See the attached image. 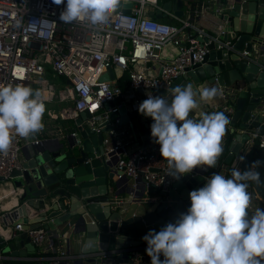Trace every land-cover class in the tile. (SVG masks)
Returning <instances> with one entry per match:
<instances>
[{
    "label": "built area",
    "instance_id": "1",
    "mask_svg": "<svg viewBox=\"0 0 264 264\" xmlns=\"http://www.w3.org/2000/svg\"><path fill=\"white\" fill-rule=\"evenodd\" d=\"M160 1L127 0L126 4H131L129 14L119 11L111 16L107 25L92 28L86 24L60 21L66 0L61 5L54 4L52 0H0V84H23L41 91L46 107L43 125L70 123V126H57L50 133L45 134L42 130L28 139L16 136L7 155L0 154V183L12 180V173L20 169L19 156L23 148L39 145L43 140L56 139H68L73 145L80 146L77 128L83 126L99 133L97 126L107 122L109 114L117 113L122 106L126 109L128 102L124 95L127 91L141 92L145 100L149 95L163 96L159 90L167 92L170 97L174 81L202 64L209 53L207 44L192 38L193 35L207 37L209 43L215 41L217 49H225L227 56L236 54L247 64L257 66L259 73H264V50L261 45L253 44L250 52H237L231 42L218 41L224 26L218 19L221 9H217L214 16H206L211 25L218 26L215 33L208 35L193 26L189 18L173 17L175 25L156 20L157 11L166 13ZM233 1L226 0L227 5ZM122 4H125L123 0ZM202 11V7L198 8L196 16L193 11L197 20L205 17ZM260 43L264 46V41ZM168 46L172 49H168L167 56H162V51ZM109 68L113 69L114 79L100 81ZM47 74L63 79V85L58 88L53 81L46 79ZM217 78L215 76L212 84L221 90V94L209 104L201 103V108L190 114V118L199 119L200 111H221L227 116L230 123L216 167L199 169L204 176L212 173L231 178V171L236 168L241 170L244 159L255 146L264 149V87L258 103H247L244 108L249 113L246 124L257 122V126L240 128L239 122L232 126L231 120L241 88L236 84L229 87L220 85ZM123 81L128 84L126 92L120 87ZM196 91L199 92L198 87ZM116 100L118 104L110 107ZM139 105L140 99L133 97L134 113H139ZM83 112L89 117L76 125L75 121ZM123 117H127L124 124L121 123ZM140 118L147 137L145 144L132 147L128 140L116 133V128L130 124L128 113H125L109 122L114 132L112 142L104 140L106 152L116 160L114 171L121 172L131 181L142 179L148 188L165 195L177 179L167 175V161L162 160L159 145L151 138L152 119L141 114ZM242 137H245L244 141H241ZM232 143L239 145L237 152L229 150ZM252 197L249 216L257 208L264 209V203H254L260 201L258 196ZM19 206L12 213L0 217V236L15 238L18 232H25L35 248L34 260H45L48 264H63L69 260V254L56 245L52 232L45 228L24 230ZM8 231V236H5ZM2 258L0 255V260Z\"/></svg>",
    "mask_w": 264,
    "mask_h": 264
},
{
    "label": "water",
    "instance_id": "2",
    "mask_svg": "<svg viewBox=\"0 0 264 264\" xmlns=\"http://www.w3.org/2000/svg\"><path fill=\"white\" fill-rule=\"evenodd\" d=\"M195 1L202 7L211 0ZM187 2L189 0H166L162 5L166 13L157 11L155 19H161L163 14H173L177 19L194 21V13L191 8L189 10ZM215 6L221 9L218 19L224 24L219 42H231L237 52H250L255 43L264 50L260 43L264 41V0H234L231 5H227L226 0H216ZM130 7V3L122 4L115 13L129 14ZM191 37L207 44L209 53L202 64L176 79L170 91L177 85H191L196 90L199 83H214L215 76H218L220 85L236 84L241 88L231 125L236 126L239 122L240 128L256 127L257 122L246 124L249 113L244 108L247 103H258L264 87V73H259L257 66L247 64L236 54L227 56L225 49L218 50L217 43H209L207 37ZM109 79H114L111 68L100 77V81ZM158 92L163 96L167 94ZM117 104L118 100L110 107ZM125 112L122 106L117 113L109 114V120L97 126L99 133L87 126L78 127L80 146L73 145L68 139H56L27 147L22 154L20 169L11 175L15 188L21 190L19 215L27 229L45 228L57 237V227L71 224L72 240L82 238V256L74 264H151L143 237L149 231L159 232L168 223H175L181 214H186L191 206L190 192L202 188L212 176V173L204 176L196 168L176 180L167 194L160 195L151 189L154 197H145V189L139 184L145 185L144 181H131L121 172L114 171L116 160L106 152L104 144L105 139L112 142L114 128L109 122ZM133 116L140 117V114L134 113L130 117ZM88 117L86 112L81 113L76 125ZM126 122L127 117H123L121 123ZM244 140L242 137L241 141ZM238 148V144L232 143L229 150L237 152ZM63 206L66 207L64 212ZM29 210L36 212L32 222L28 217ZM14 239L0 236L4 253L19 264H37L33 258L26 257V252L15 251L18 246ZM24 242L29 243L31 251L35 252L28 236L20 244ZM160 259H164L163 255ZM63 264H69V260Z\"/></svg>",
    "mask_w": 264,
    "mask_h": 264
},
{
    "label": "clouds",
    "instance_id": "3",
    "mask_svg": "<svg viewBox=\"0 0 264 264\" xmlns=\"http://www.w3.org/2000/svg\"><path fill=\"white\" fill-rule=\"evenodd\" d=\"M52 2L65 4V0ZM121 5L122 0H66L59 19L102 28ZM220 94L217 87L197 92L191 85H177L170 97L149 95L138 106V112L153 121L151 138L167 161V175L178 180L196 168L216 167L230 121L221 111H200L199 119L190 114ZM45 111L41 91L23 84H0V154L7 155L16 136L28 139L41 132ZM259 163L245 171L233 169L231 178L213 174L202 188L191 191L186 214L143 237L151 264H262L264 209L249 216L253 197L247 191L248 181L260 182V173L253 170Z\"/></svg>",
    "mask_w": 264,
    "mask_h": 264
},
{
    "label": "crops",
    "instance_id": "4",
    "mask_svg": "<svg viewBox=\"0 0 264 264\" xmlns=\"http://www.w3.org/2000/svg\"><path fill=\"white\" fill-rule=\"evenodd\" d=\"M165 1L163 3H165ZM163 3L161 0L160 4L163 5ZM194 3H196V1L194 2V0H189V2H187L189 10L191 8L192 13H194L193 11H195V16H196V11H198V8H197L198 5H195V7H193ZM215 4H216V1L214 0H211L210 2H205L204 4H202V8H203L202 12L204 13L205 17H201L199 20H197L194 17L195 20L192 23L193 26H195L196 28L200 29L202 32L208 35H212L213 33H215L218 28V26L215 27L214 25H211V23L206 19V16L207 17L214 16L215 11L218 9V7L215 6ZM173 17H174L173 14H166V15L163 14L162 18L159 19V21L164 22L166 24L175 25L176 21L174 20ZM168 51H169L168 48H166L165 50L162 51L161 55L167 56ZM124 83H126V85L128 86L126 81L120 82V85ZM197 87H198V90H200L204 87H215V85H213L212 83L203 82L201 83V85L199 86L197 85ZM124 96L126 97V101L128 102L127 103L128 106H126L127 110L125 113H128L130 124L125 125L120 128H116V133H118L121 136V138H125V140H128L131 143L132 147H136L138 145L141 146L145 144L146 139H147L142 129L143 120L140 117H136V116L130 117V116L134 114L133 109H132L133 97L136 96V98L141 99V100L142 99L145 100V99L141 92H128L127 91L126 95ZM197 99H199V96H197ZM192 114H194V112ZM68 124L70 126V123H66V122L48 124V125H44L43 130H44V133L45 132L50 133V131L54 129L55 127L68 126ZM122 132L124 134H122ZM24 151H26V148H23L22 151L20 152V156H19L20 163L22 162V154ZM139 184L142 187V189H145V197H148V198L154 197L152 195L151 188H148L146 185L142 183H139ZM20 193H21V190L15 188L14 186V180H9V181L0 183V217L6 214L12 213L14 209L19 206L20 202H19L18 197L20 196ZM259 200L260 201L257 200V202L255 201L254 203H264L262 202L261 199ZM65 208H66L65 206L61 208L63 209V212L66 210ZM28 217L31 220V222L34 221L35 220L34 217H36V212L33 210H29ZM32 225H35V224L32 223ZM23 227H24V230L27 229V227L25 226ZM71 229H72L71 224L70 226L65 224L63 226L57 227L56 232L58 236L56 237V245L58 246V248L65 250L69 254V256L71 257L69 259V264H74V261L82 256L81 255L82 238L81 240L73 241L72 240L73 237L71 235ZM9 232L10 231H8V233L6 232L4 235L8 236ZM25 238H27L25 232L17 233L14 239L15 240L14 242H16L18 248L15 251L26 252L27 258H35L36 257L35 252L31 251V247L29 243L24 242L23 244H20L22 242V239H25ZM4 250H5V247L0 246V255L3 257L0 260V264H19L14 259H10L8 253H4ZM34 261L37 264H41V263L48 264V262L45 260H40V261L34 260Z\"/></svg>",
    "mask_w": 264,
    "mask_h": 264
},
{
    "label": "trees",
    "instance_id": "5",
    "mask_svg": "<svg viewBox=\"0 0 264 264\" xmlns=\"http://www.w3.org/2000/svg\"><path fill=\"white\" fill-rule=\"evenodd\" d=\"M164 1L165 0H162V3ZM198 4L199 3H194L193 7H195V5H198ZM197 8H200V4L197 6ZM120 86H121L123 92L127 91L128 86L126 85V83L121 84ZM255 161H260L258 167L253 169L254 171H258L260 173V182L256 183V182L248 181L247 182L248 183L247 191L251 195L258 196V198L264 202V149H261V148L255 146L250 151L248 156L244 159L242 167H241V171L247 170L252 165V163Z\"/></svg>",
    "mask_w": 264,
    "mask_h": 264
},
{
    "label": "rangeland",
    "instance_id": "6",
    "mask_svg": "<svg viewBox=\"0 0 264 264\" xmlns=\"http://www.w3.org/2000/svg\"><path fill=\"white\" fill-rule=\"evenodd\" d=\"M46 79H49L50 81H53V83L60 88L63 85V79H59V78H52V76L50 74L46 75ZM201 85V83L198 84V86ZM144 100L140 99V104L143 102Z\"/></svg>",
    "mask_w": 264,
    "mask_h": 264
},
{
    "label": "bare ground",
    "instance_id": "7",
    "mask_svg": "<svg viewBox=\"0 0 264 264\" xmlns=\"http://www.w3.org/2000/svg\"><path fill=\"white\" fill-rule=\"evenodd\" d=\"M167 48L170 49V50L172 49L171 46H168Z\"/></svg>",
    "mask_w": 264,
    "mask_h": 264
}]
</instances>
